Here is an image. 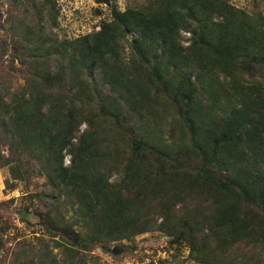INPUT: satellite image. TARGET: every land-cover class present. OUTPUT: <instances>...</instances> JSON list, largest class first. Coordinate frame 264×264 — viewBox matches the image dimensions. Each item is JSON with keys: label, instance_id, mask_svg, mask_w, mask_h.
<instances>
[{"label": "trees", "instance_id": "1", "mask_svg": "<svg viewBox=\"0 0 264 264\" xmlns=\"http://www.w3.org/2000/svg\"><path fill=\"white\" fill-rule=\"evenodd\" d=\"M45 19L37 6L24 88L0 91V168L10 190L35 170L48 178L45 221L60 264H97V248L150 231L185 244L200 264L262 262L264 12L152 0L115 8L99 31L62 42L44 40ZM107 125L123 146L105 138ZM201 199L207 212L177 216ZM28 247L11 264H31ZM45 251L52 261L41 254L38 264L59 263Z\"/></svg>", "mask_w": 264, "mask_h": 264}, {"label": "rangeland", "instance_id": "2", "mask_svg": "<svg viewBox=\"0 0 264 264\" xmlns=\"http://www.w3.org/2000/svg\"><path fill=\"white\" fill-rule=\"evenodd\" d=\"M101 1V2H100ZM152 0H0V91H21L24 88L27 73L28 49L34 45L29 43L33 39V27L40 24L34 22L36 7H42L45 16L43 23L44 40L55 42L75 40L93 34L101 29L104 22L112 20L113 9L126 11L130 8L147 6ZM231 4L248 13L264 12V0H230ZM55 19H51L54 18ZM191 34L183 32V45L189 46ZM133 54L130 45L125 47L127 58ZM87 128L83 125L81 132ZM107 140H113L123 146L120 140H115V132L110 126L101 128ZM169 132V131H168ZM168 132L165 136L168 140ZM127 149L126 147H123ZM8 155V149L4 148ZM71 156H67L65 165L70 164ZM123 162L112 169L111 182L119 185L123 181L125 171ZM116 160V157H115ZM117 162V160H116ZM35 175L27 181H12L16 187L7 189L6 180L10 173L7 167L0 168V230L3 231V246L0 245V264H11L12 254L21 251L24 245L29 246L31 253L28 262L38 264L41 254H48L47 261H52L49 248L56 261L65 258L61 249L52 250L53 241L48 233L45 221L50 209V182L46 176ZM183 207H188L197 215L208 211L209 205L205 199L181 204L178 217L186 216ZM68 221L72 222V213H67ZM159 213L150 212L148 219L158 223L162 221ZM61 240V238H57ZM172 238L160 231H150L138 235L132 240H122L110 243L105 248H97L94 255L99 256L97 264H200L189 258L190 249L185 244H172ZM119 247L120 254H113L112 250ZM262 262L254 264H264ZM13 264V263H12Z\"/></svg>", "mask_w": 264, "mask_h": 264}, {"label": "water", "instance_id": "3", "mask_svg": "<svg viewBox=\"0 0 264 264\" xmlns=\"http://www.w3.org/2000/svg\"><path fill=\"white\" fill-rule=\"evenodd\" d=\"M113 254L117 255V254H120L121 252V249L119 247L115 248L112 250Z\"/></svg>", "mask_w": 264, "mask_h": 264}]
</instances>
